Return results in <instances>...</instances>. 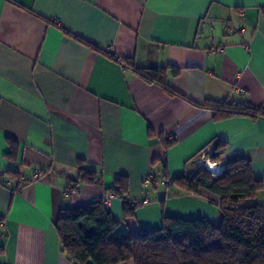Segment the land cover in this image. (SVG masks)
Wrapping results in <instances>:
<instances>
[{"label": "crops", "instance_id": "obj_1", "mask_svg": "<svg viewBox=\"0 0 264 264\" xmlns=\"http://www.w3.org/2000/svg\"><path fill=\"white\" fill-rule=\"evenodd\" d=\"M124 59L162 69L184 97ZM207 100L264 103V0H0V264H75L57 215L110 196L118 176L138 204L125 214L112 194L116 232L157 229L164 216L217 225L219 197L175 178L219 140V168L244 158L263 179L264 117L215 119L195 105ZM79 158L100 183L78 182ZM254 202L263 190L239 204Z\"/></svg>", "mask_w": 264, "mask_h": 264}, {"label": "trees", "instance_id": "obj_2", "mask_svg": "<svg viewBox=\"0 0 264 264\" xmlns=\"http://www.w3.org/2000/svg\"><path fill=\"white\" fill-rule=\"evenodd\" d=\"M75 38L115 58L113 53L98 45ZM122 62L147 82L159 84L169 95L184 97L166 82L162 69L137 67L125 59ZM177 72L174 68V73ZM195 105L211 109L215 119L233 115L252 119L264 117V103L256 107L244 102L207 100ZM162 142L167 147L168 143L163 139ZM208 145L212 149L209 159L212 162L221 160L225 144L215 140ZM82 163L83 159H77L78 182L100 183L101 175L94 169L81 167ZM175 182L194 194L204 189L218 196L220 222L214 225L202 217L164 216L157 229L139 230L136 234L116 232L118 222L109 209L104 207L102 200H92L59 211L54 226L62 252L75 264H117L127 258L133 264H264V202L239 204L241 199H253L259 190L264 191V178L253 177L248 160L228 161L216 175L201 168L188 178L186 169ZM124 184L123 177H115L109 191L121 197L127 191ZM134 207L124 203L125 214L131 215Z\"/></svg>", "mask_w": 264, "mask_h": 264}, {"label": "built area", "instance_id": "obj_3", "mask_svg": "<svg viewBox=\"0 0 264 264\" xmlns=\"http://www.w3.org/2000/svg\"><path fill=\"white\" fill-rule=\"evenodd\" d=\"M242 89L241 88H238V91L240 92ZM211 153V149L207 148L205 150H203L200 154V156L198 158H196L195 162L194 163H190L188 166H187V170H188V178L191 177L194 173H196L199 169L201 168H206V163L210 162L211 164H215L216 162H212L210 159H209V155ZM208 170V169H207ZM212 175H216L218 173H220L222 171V169H220L219 171H211V170H208ZM152 179L151 178H147L145 180V185H150L152 184ZM78 192V187L76 185L74 186H71L69 188V190L67 191V194L70 195V194H76ZM112 197V194L110 196H107L105 198L102 199V202H103V205L106 209H108L109 207V198ZM121 201L123 203H126L128 205V207H134L136 206L138 203L136 200H127L125 199L123 196L120 197ZM148 200L147 199H144L143 202H147Z\"/></svg>", "mask_w": 264, "mask_h": 264}, {"label": "bare ground", "instance_id": "obj_4", "mask_svg": "<svg viewBox=\"0 0 264 264\" xmlns=\"http://www.w3.org/2000/svg\"><path fill=\"white\" fill-rule=\"evenodd\" d=\"M206 168L211 171H219L221 169L217 163L211 164L210 162L206 163Z\"/></svg>", "mask_w": 264, "mask_h": 264}, {"label": "rangeland", "instance_id": "obj_5", "mask_svg": "<svg viewBox=\"0 0 264 264\" xmlns=\"http://www.w3.org/2000/svg\"><path fill=\"white\" fill-rule=\"evenodd\" d=\"M204 168V167H203ZM152 190H154V188H152Z\"/></svg>", "mask_w": 264, "mask_h": 264}]
</instances>
